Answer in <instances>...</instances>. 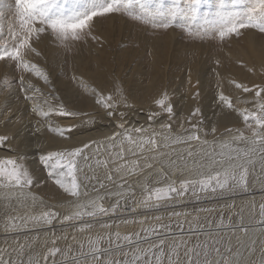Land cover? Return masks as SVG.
Returning <instances> with one entry per match:
<instances>
[{
	"label": "snow or ice",
	"instance_id": "snow-or-ice-1",
	"mask_svg": "<svg viewBox=\"0 0 264 264\" xmlns=\"http://www.w3.org/2000/svg\"><path fill=\"white\" fill-rule=\"evenodd\" d=\"M202 5H208V10L202 12ZM109 15H124L154 30L180 28L189 37L201 41L223 43L240 37L244 29L264 33V0H216L214 5L211 0H169L168 3L165 0H14V4L0 0V68L5 73L0 89L10 88L16 82L15 74L19 73L18 92L30 102V115L36 117L32 135L46 129L68 138L77 126L54 123L51 116L75 119L88 115L67 107L54 88L45 91L32 82L34 78L45 85L52 84L49 73L40 63L44 61L41 45L51 42L57 48L70 51L73 45L87 43L89 39L101 43L99 37L93 35L94 23ZM216 64L219 66V60ZM248 71L253 72V69ZM9 73L14 76L11 80ZM216 75L220 77L219 72ZM76 79L73 76V80ZM229 83L234 85L237 94L228 95L218 88L216 107L220 114L236 116L243 126L226 129L230 140L221 143L219 150H206L210 142L201 140V134L208 135L200 127L203 121L191 122L200 115V108H195L185 118L190 128L185 129L181 122V132L173 133L172 120L176 113L168 92L162 91L153 101L159 111L148 117L149 121H160L159 130L126 129L120 124L121 131L104 140L80 142V146L40 155L48 176L71 197L66 202V213L46 206L38 213L33 208L31 214L21 215V205L27 209L37 200L30 191L33 176L23 157L0 158V199L16 204L6 213V228L15 230L27 223L51 225L60 220L74 227L78 225L76 233L82 237L71 236L72 243H67L69 237H61L66 242L64 247L57 246L54 238L46 242L45 250L38 257L29 258L27 264H48L50 258L52 264H57V257H60L59 264H254L249 257L255 253L257 244L261 252L259 264H264V204L260 205L257 221L261 225L259 233L253 231L250 223H245L241 209L240 224L232 229L230 238L220 234L225 227L221 222L217 233L208 230L204 238L191 247L183 238L169 239L172 227L162 223L163 218L159 216L154 217L157 227H145L124 235L120 231H109L110 224L103 225L100 233H93L92 224L85 220L114 215L121 208V201L126 207L129 199L135 205L131 209L135 212L159 209L189 192L198 195L246 191L257 164L264 176V81L253 83L251 87L234 79ZM86 91L109 118L122 119L125 113L119 112V108L132 107L119 86L107 94L95 87ZM195 96H199V92ZM10 103L9 100L3 105L8 115L0 109L5 124L19 111V108L9 107ZM216 132L217 127L213 125L211 133ZM13 139L15 134H0V148L14 151ZM181 144L188 146L184 153L176 152V146ZM194 145H201L199 151ZM88 170L91 176L86 174ZM82 173L89 183L95 181L91 193L80 179ZM98 173H102V177ZM110 197L114 202L107 204ZM251 209L250 204L249 216ZM171 216L179 219L181 214L173 212ZM128 223L125 221L126 225ZM201 231L203 228L197 223L196 232ZM141 232H150L155 242L148 236L142 237ZM237 232L240 235H236ZM27 247L16 245L11 253L0 250V264H24L23 260H13L12 255L20 257Z\"/></svg>",
	"mask_w": 264,
	"mask_h": 264
},
{
	"label": "bare ground",
	"instance_id": "bare-ground-1",
	"mask_svg": "<svg viewBox=\"0 0 264 264\" xmlns=\"http://www.w3.org/2000/svg\"><path fill=\"white\" fill-rule=\"evenodd\" d=\"M114 18L115 17L109 19L108 22H106L105 26L108 28V31L106 33H102L99 30V25L97 24L94 25L93 33L95 34V36L99 38L100 37L104 38L105 36L109 35L110 37L116 27V25L114 24L115 21ZM119 25L122 28L123 26L122 23H120ZM177 36H178L177 32L173 30L170 31L169 36L166 39L167 47L169 49L167 48L162 52L163 56L166 54L167 50L169 53H171L170 49L178 50L179 42L177 40ZM101 43H103V41ZM240 43L234 42L233 44L234 50L231 52L235 64H233L228 70H223V73L221 72L223 74L222 75L223 81L222 84L220 83L221 85L218 88H221L225 92V94L228 95L237 94L234 85L229 83L230 80L234 79L237 82L247 83L250 87L253 83H259L264 81V37L259 36L256 31L250 30L244 34L242 41ZM41 48L44 50V61H40V63L42 67L46 66L52 84L51 86L44 85L39 80H36L34 78L32 82L35 83L37 87H40L45 91H47L50 87L54 88L56 94L60 96V98L64 101L67 107L79 111L81 113H87L88 115L81 116L75 119H66L59 117L55 114L51 116V120L54 123H58L63 126H67V125L77 126L73 129L72 133L68 136V138H62L58 135L48 132L46 129L41 134L32 135V129L36 124V117L31 116L30 112H25L23 105H21L19 102L17 103L14 101L10 103L9 107L19 108V111L16 112L14 115H12L11 120L7 124H5L4 122V116H0V134H7L9 136L15 134V139H13L11 142L14 151H8L6 148H0V158L7 156L16 157L17 155L23 157V161L26 167L29 169L31 175L33 176L34 183L31 186L30 191L31 194L37 198V200L35 205H31L27 209H25L24 206L21 205L19 209L21 215L31 214L33 208L38 213L40 210H44L46 206H54L55 211L60 213H66L68 210V206L66 202L71 199V197L69 196L67 198L55 197L54 200H50L44 197L43 191L50 190L51 187L49 189V187L46 185L45 178L43 177L42 173L39 170L40 166L38 167L37 162H35L36 157L34 154L36 153L45 154L48 151H58L61 150L62 148L69 146H80V142L88 143L89 140H104L106 136L110 137L114 133L121 131V129L119 128L120 124H123L126 129L143 127L145 129L159 130L160 121H149L148 117L153 112L159 111V109L155 106L153 101L162 91L168 92L174 106V111L176 113L175 117L172 120L173 133L181 132V128H180L181 122H183L184 126L189 125L190 127L189 122L185 118L190 116L195 108H200L201 113L199 116L193 117L191 122L199 123L200 120H202L203 123L200 125L206 131H207L206 128L211 127L213 125H215L217 127V131H219L218 129L224 127H233L242 124V122L239 119H237V117L234 115L226 116L224 114H220V109L216 107V99H215L216 95L214 94L215 90L217 93L218 88H215V90L211 89L209 84L207 85L205 83L207 79H204V75L202 73L203 71H200L199 73H195V74L193 73V71L191 72L192 77H190V85H189L190 87L188 89L183 90L178 86H174V84L172 83L173 80L172 77L174 75L173 74H171V76L169 75L172 66L176 65L173 57L174 56L173 52H172L173 56L169 53L165 55L163 60L160 61L161 64L160 67H158L159 61L156 62V68H155L156 78L154 76V80L150 82L149 88H147L146 90V94L148 95L143 99L142 97L141 98L138 97L137 94L138 89L134 88L135 83L133 84L131 82L133 81L132 79L127 80L124 78L123 79L124 81L118 80L120 78V74L122 75L121 73L122 65L116 62H112L110 59L111 57L110 54H108L106 57L104 56V58H102V56H97L95 57V60L93 59L97 65V67H95L96 72L93 75H90L89 71L87 72L85 70H83V72L80 71L79 72L80 74L78 73L79 74L78 79L81 81L79 85L82 84L81 87L85 88L83 90H86L87 88L90 91L91 88L95 87L98 90H103L105 94H107L108 92L112 91L116 86H119L121 89H123V94L128 97V103L132 105V107L124 108L123 106H121L119 108V112H123L125 113V115L122 119H120V118H109L106 112L99 105L95 103L94 98L89 94V92L86 93L88 95L85 94L86 91L74 92V89L71 86L62 84L60 81H58L57 80L58 76L56 77V74H54V72H51L52 70L47 65L46 63L47 60H45V58H47V51H49L50 49L48 48L49 50L46 51V49L44 48V44L41 45ZM168 55H170L171 57L169 56L170 58H168ZM160 58L162 57L159 56L158 60H160ZM82 67L80 69H83L85 66L83 68ZM197 67H202V66H199L198 64ZM113 68H115L116 71H114ZM126 68H127L126 69L127 72L128 67ZM249 68L253 69V72H249L248 71ZM167 75L170 76L169 78L170 81L169 80L166 81L165 78ZM197 81H199V83H197ZM208 83H210V81ZM6 92H3L0 96V109H3L4 114L8 115L9 113L7 109L3 108V105L6 101L9 100L11 101V98L16 96V93L11 92L9 94H6ZM197 92H199V96H195V93ZM27 104L31 107L30 102H28ZM135 117H139L140 120H138L137 122H133V120L132 121L130 120ZM89 121H91V123H89ZM219 141H221V138L218 139L214 145H208L207 149L210 151L213 148L219 150L220 148ZM223 142L225 141L223 140ZM257 166L252 171L249 186L247 189V191L250 192V195L248 194L247 196L241 198L238 197L239 200L236 201L241 202L240 204L243 203L242 209H243V215L245 217V223H250L253 226V231L259 233L261 225L257 223V221L260 220V216H259L260 205L264 204V176H261L260 165L257 164ZM86 174L88 176H91L92 175L91 170H88ZM98 174H100L102 177V173H98ZM80 179L83 182V184L87 187V191L91 193L95 181L89 183V181L85 179L84 173L81 174ZM118 182L119 181L117 180V183ZM129 182L130 183L132 182L131 178ZM37 190L39 191V194H37ZM41 200L43 201V204L40 203ZM44 200L46 201V203ZM0 202H2L3 204H6L8 202L7 207L4 205H0V207L3 208L2 210H0L1 211L0 235H1V232L5 234L6 233L5 231H8V229H2V226L6 225V213L11 211L13 208H15L16 204L1 199ZM113 202H114V198L110 197L106 203L110 204ZM238 202L236 204H239ZM250 204L252 205L251 216H249ZM130 205H133V208L135 207L132 200L127 202V206ZM121 206H124V202L121 204ZM139 211L142 210L139 209ZM57 223L61 224L60 220L54 221L51 225H33L31 223H27L13 230L12 234H14V236L10 235V232L9 234H7V236H10L9 237L10 239H20V241H23L27 238L31 241V237H33L34 235H36L34 236L36 238L41 235L45 236L46 234L48 235L52 234L53 236L54 235L53 229ZM231 234L232 232L227 234L229 238L231 237ZM236 234L238 235V232ZM3 239L4 238H2V240ZM234 242L235 240H233V244ZM58 245L60 244L58 243ZM145 245L146 244H143L142 246ZM33 257L36 258L35 256H32V258ZM249 258L252 261H255V264H259V261L261 259L259 244H257L256 246L255 253L251 255Z\"/></svg>",
	"mask_w": 264,
	"mask_h": 264
},
{
	"label": "rangeland",
	"instance_id": "rangeland-1",
	"mask_svg": "<svg viewBox=\"0 0 264 264\" xmlns=\"http://www.w3.org/2000/svg\"><path fill=\"white\" fill-rule=\"evenodd\" d=\"M165 2L168 3L169 0H165ZM215 2L216 0H211V3L213 5L215 4ZM4 3L14 4V0H4ZM208 7H209L208 5H202L201 11L202 12L207 11ZM113 17H115L114 24L116 25V27L110 37L109 35H107L104 38L103 37L99 38L101 42L103 41V43H100L101 45L98 44L96 41L89 39L88 40L89 42L88 41L87 43L79 42L73 45L70 51H65L64 49L55 47L54 45L51 44V42L44 44V48L46 49V51L50 49L49 51H47V58H45V60L48 61V62L46 61V63L52 70L51 72H54V74H56V77L58 76L57 80L60 81L62 84L71 86L74 89V92L86 91L83 90L85 88L81 87L82 84L79 85V83H81V81L78 79V76L80 74L79 72L80 71L83 72V70H85L87 72L89 71L90 75H93L96 72L95 67H97L96 63L94 62L95 57L102 56V58H104V56L106 57L108 54H110L111 55L110 59L112 62H116L122 65L121 67L122 75L120 74V78L118 80H123L124 78L127 80L132 79L133 81L131 82L133 84L135 83L134 88L138 89V93H137L138 97L140 98L142 97V99L145 98L148 95L146 94V90L147 88H149V84L152 80H154V76L156 74V70H155L156 62L159 61L158 67H160L161 66L160 61L163 60V58L167 53H169L167 50L166 54L164 56L162 55V52L168 48L166 39L168 38L170 31L172 30L177 32L178 34L177 40L179 42L178 50L170 49L171 53H169L172 55L173 52L174 56L173 55L172 56L174 57L176 64L172 66L173 70L171 68L169 72L170 76L171 74L174 75L172 77L173 78L172 83L174 84V86H178L183 90L188 89L190 87L189 86L190 77H192L191 72L193 71V73L195 74V73H199L200 71H203L202 73L204 75V79H207L205 83L207 85L209 84L210 88L215 90V88H218L222 84L223 70H228L233 64H235L234 58L232 57L231 54V52L234 50L233 49L234 42L240 43L242 41L244 34L250 30H254L258 33L259 36L264 37V33H260L255 29H244L242 30V35L240 37L238 38L233 37L231 40H227L223 43L216 40H207V39L201 41L193 37H189L180 28L171 27L167 30L164 29L154 30L149 25L142 24L138 21H133L124 15H109L104 18H98L95 20L94 25L96 24L99 25V30L102 33H106L108 31V28L105 26L106 22H108V20ZM120 23H122L123 25L122 28L119 25ZM93 35L95 34L93 33ZM159 56L162 57L160 58V60H158ZM169 56L170 55H168V58L171 57ZM217 60H219L220 62L219 66L216 64ZM198 64L199 66L202 67H197ZM82 66L85 67L83 68ZM81 67L83 69H80ZM126 67H128L127 72H126L127 69ZM44 68L48 72L46 66ZM113 69L114 71H116L115 68ZM217 72L220 73L219 78L216 75ZM4 74H5L4 69L0 68V80L3 79ZM18 76L19 73H16L15 74L16 82L13 83L10 88L0 89V96L3 92L6 91H8L6 92V94H9L11 92L16 93V96L11 98V102L14 101L17 103L19 102L21 105H23L25 112H30V106L27 104L28 102L25 101L23 99V96L18 92ZM73 76H75L77 79L73 80ZM170 76L168 75L166 76L165 78L166 81L169 80ZM8 78L10 80L13 79L14 78L13 74L9 73ZM209 81L210 83H208ZM40 82L44 84L43 81ZM86 93L88 92L86 91L85 94ZM214 94L217 95L216 90L214 91ZM17 96H19V99H17ZM130 120L131 121L133 120V122H137L138 120H140V118L135 117ZM240 126L242 127L243 125L240 124L233 127H224L218 129L219 131L216 132L218 135L216 133L212 135V133L210 132L212 126L208 127L206 128L208 135L205 137L203 134H201V140L207 139L210 142L209 145H214L212 142L213 141L216 142L218 139L221 138V141H219L220 142L219 144L221 145V143H223V140L224 141L230 140V136L227 133L226 129L235 128V127L238 128ZM200 127L204 129L201 125ZM184 128L188 129L190 127L188 125V126H184ZM200 146L201 145H194V147L198 151ZM240 146L243 147V145ZM187 147L188 146L184 144L177 145L176 152L184 153L187 150ZM167 150L165 149V151ZM34 155L36 157L35 162H37L38 167L39 166L41 167V169L39 167V170L42 173L43 177L45 178L46 185L49 187V189L51 187L50 190H52V191L44 190L43 191L44 197L50 200H54L55 197L67 198L68 195L64 193V191L59 186L55 185L54 179L48 176V169H46L44 165L40 162L39 157L40 155H42V153H36ZM174 155L175 153H173V156ZM129 159H132V157L129 156ZM109 187H111V185H109ZM138 187L139 185H137V188ZM37 194H39L38 190H37ZM248 194L250 195V192L247 190L246 191L237 190L234 192H224V193H220V192L207 193V194L200 193L198 195H193L191 192H189L184 198L178 199L173 202H169L168 204H165L163 207L159 209L156 208L141 209L142 211L137 210L133 213V211L131 210L133 208V205L126 207L121 206V208L114 215L97 217L95 219L85 218V220L86 222L92 224L93 233H100L102 231L103 225L110 224L112 227L111 229H109V231L111 232L120 231L121 235H124L129 232L140 231L141 228H145V227H157L154 217L159 216L163 218L162 223L170 224L172 227V234L169 236V238L171 239L183 238L188 242V246L191 247L199 243L204 238L208 230H211L213 233H217L218 231L216 229L217 225L220 224L221 222L225 227L223 229V232L220 234L228 237L227 234L232 232V229L234 227L235 228L238 227L240 224V215H241L240 210L242 209L243 203L240 204L241 202H238L236 200H239L238 197L241 198L247 196ZM128 201H131V199H129ZM237 202L239 204H236ZM122 203L123 201H121V204ZM0 205H4L7 207L8 202L6 204L0 202ZM2 209L3 208L0 207V210ZM205 210H211V211H205ZM173 212L181 214L179 219L171 216V213ZM133 220L137 221V223L132 224L131 221ZM125 221H129V223L126 225ZM141 221H144V223H140ZM197 223H199V225L202 226L203 228V231L199 233L196 232ZM76 227H78V225H76ZM76 227L66 223H61V224L57 223L53 229L54 231L53 236L52 234L51 235L46 234L45 236L41 235L42 237L39 236L36 238L34 237L36 235H34L33 237H31V241L28 238L23 241H20V239H10L9 238L10 236H7V234H9L10 232V235L14 236V234H12L13 230L8 229L6 228V225H3L2 229H8V231H5L6 232L5 234L1 232L0 242L1 241L2 242L0 243V250H4L5 248L4 251L8 250L7 252L11 253L13 247L16 245H28L29 248H25L24 252L21 254L20 257H17L14 254L12 255L13 260L20 259L24 261V264H27L29 258H32V256L38 257L45 250L46 242L54 238L57 239L58 243L60 244V245L57 244V246L59 247H64L66 243L64 239H61V237L64 236L69 237L67 243H72L71 236L73 235H76L77 239L79 238L81 239L82 237L80 235H77L76 233ZM228 227H230L231 229ZM160 231H163V229H160ZM238 235H240V233H238ZM141 236L142 237L148 236L152 242H155V237H153L150 232L149 233L141 232ZM2 238L4 239L2 240ZM104 246H107V242H105ZM144 247H147V244ZM56 259H57V264H59L60 257H57ZM253 262L255 264V261ZM48 264H52L51 258L49 259Z\"/></svg>",
	"mask_w": 264,
	"mask_h": 264
}]
</instances>
